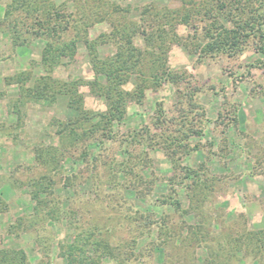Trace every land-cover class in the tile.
<instances>
[{
  "label": "rangeland",
  "instance_id": "obj_1",
  "mask_svg": "<svg viewBox=\"0 0 264 264\" xmlns=\"http://www.w3.org/2000/svg\"><path fill=\"white\" fill-rule=\"evenodd\" d=\"M9 1L0 0V18ZM54 1L60 5L69 0ZM183 1L189 3V0H110L120 8L131 9L127 15L129 20L138 19L139 9L149 3L161 7L168 4L180 7ZM69 7L71 12L78 11L74 2H70ZM110 8L109 4L97 9L106 12ZM115 17L118 20L122 18L121 14ZM195 25L197 27L190 20L177 24V34L195 43L207 42L209 34L206 23L195 22ZM6 26L0 28V194L8 204V208L0 212L3 247L25 252L30 264H67L60 247L63 241H72L76 226H69L67 222H37L35 201L28 181L46 172L36 162L35 150L53 146L63 151L58 130L76 113L68 109V99L64 96L50 106L42 103L18 104L19 88L16 84H9L8 79L32 68V80L44 74L37 63L41 61L46 39L36 38L29 46L13 48ZM110 31L109 22H100L90 28L88 38L101 42L104 38L102 35ZM195 34L197 38H192ZM135 41L140 47L144 46L143 38L137 37ZM194 49V46L171 45L168 66L175 79L163 82L157 89L149 86L142 102H137L135 98L128 99L125 119L114 126L118 142H108L107 151L101 152L102 159L104 162L108 160L109 165L112 160L124 163L130 156L134 157L132 153L138 155L141 151H147L149 158L144 159L147 165L134 167L135 172L144 174L146 182L141 185L142 181L134 177L136 173L127 174L126 179L120 173L121 182H124L122 189L125 184L131 187L125 192L128 197H118L108 203L102 196L103 190L108 194L115 192L109 167L102 165L93 168L86 161L79 162L81 150L76 149L61 159L60 170L55 175L56 188L52 202L60 204L65 212L71 210L80 215L74 216V225H77L78 219L81 225H88L92 221L97 223L102 229V237L113 246L123 245L136 235L127 228L129 224L124 220L126 214L141 209L156 214L157 218L165 216L172 232L167 239V247L158 246L161 240L155 241L154 246L148 244L153 240V235L154 239L159 237L155 230L151 235H146L139 245L141 248L145 243L142 247L153 249L152 256L148 255V250H143L147 256L139 258V250L142 249H136L138 259L134 261L132 258L127 264H165L168 255H171L172 264H189L194 257L198 264H202L208 253L218 249L221 253L219 264H264V257L249 254L248 249L231 255V245L227 243L228 236L236 238L247 229L264 230V54L256 49L253 40L242 54L235 56L201 55L199 50ZM115 52L116 47L112 44L101 45L98 49L103 58ZM53 75L63 80L84 82L96 79L89 51L83 42L77 46L75 59L64 57ZM134 84L132 79L126 89L131 91ZM80 92L86 110L93 114L106 111L107 99L96 96L87 86L81 87ZM194 103L196 109L190 110ZM183 109H187L185 117L189 123L184 127L188 129L190 144L186 154L175 147L166 148L162 140L153 136V141H148L151 137L141 130L150 126L152 135H159L155 128L161 111L167 113V118L173 119V124L179 123L181 127ZM197 111H200V115H197ZM138 131L142 132L145 148L140 145L137 150L130 151L128 157L126 144L119 146V141ZM197 131L198 134H191ZM147 143L152 146H147ZM194 147L195 150L191 151ZM145 156L141 154L140 158ZM174 157L181 161L178 162L181 166L172 172ZM87 161L90 162V159ZM129 165L133 169L131 162ZM25 166L36 168L27 171L24 170ZM185 167L196 171L198 177L192 174L187 178ZM68 177L71 180H66ZM108 183H111L110 186ZM190 185L195 189H184ZM179 188L190 192V196ZM140 189H143L141 193H147L146 196L142 197L139 193L137 196L136 192ZM207 189L211 191L202 204L203 193ZM175 190L177 194L173 195L172 191ZM194 192L198 194L193 196ZM171 195L180 201L181 207L161 208L159 201ZM64 216L68 217L67 213H63ZM20 219L24 220V228L19 231L13 228V233H10V227L17 226ZM182 226L185 229L181 230L183 237H180L179 227L181 229ZM198 228L204 234L205 247L191 240L189 242L191 233L198 231ZM100 264L115 263L104 258Z\"/></svg>",
  "mask_w": 264,
  "mask_h": 264
},
{
  "label": "trees",
  "instance_id": "obj_2",
  "mask_svg": "<svg viewBox=\"0 0 264 264\" xmlns=\"http://www.w3.org/2000/svg\"><path fill=\"white\" fill-rule=\"evenodd\" d=\"M70 2H74V6L78 10L76 13L70 11ZM109 4L111 8L106 12L97 9L109 6ZM119 8L110 0H69L60 5L56 4L54 0H10L0 18V28L7 25L6 29L11 34L13 48L29 46L31 41L36 38L46 39L41 61L37 63L44 74L32 80L34 74L32 68L29 71L18 72L8 79L9 84H16L19 88L18 104L42 103L50 106L55 104L60 96H64L68 99V109L76 113L75 117L62 123L58 130L63 151L53 146L40 147L35 150V160L46 172L28 181L32 189V199L35 201L34 211L35 216H38L37 222L42 220L46 223L56 224L67 222L69 226H76V234L72 236V241L70 243L63 241L60 247L67 264H100L104 258H109L115 264H127L132 261V258L134 261L138 259L135 254L136 249H142L139 250V258L145 255L144 251L148 250L146 246L142 247L145 243L140 246L141 248L139 245L146 235L149 236L156 230L159 237L154 239L153 235L151 237L153 240H150L151 243L148 244L155 245V241L161 240L160 242L166 243L158 242V246L166 248V245L169 244L167 239L172 236V232L165 216H160L158 219L156 214L153 215L152 212L141 209L125 215L124 220L129 224L127 225L128 230L136 235L120 246H113L108 239L103 238L101 227L93 221L88 225H81V220L78 219L77 225H74V216L79 217L80 215L71 210L65 212L60 204L52 202L56 188L55 175L60 170L63 156L70 154V151L73 153L76 149H80L79 162L86 161L93 168L107 165L108 160L104 162L101 152L107 151L108 142H118V134L115 132L114 126L125 119L128 99L135 98L137 102H142L149 86L157 89L163 82H172L175 79L168 66V54L172 44H181L185 47L194 46V50H199L201 55L235 56L242 54L250 40H253L256 49L264 54V0H189V3L183 1L180 7H171L169 4L161 7L155 3H149L139 9V17L135 20L127 18L131 9ZM118 14L122 16L119 20L115 17ZM189 20L193 22V26H196L195 22L196 24L206 23L205 28L209 34L207 42L195 43L193 40H186L177 34V24L188 23ZM100 22H109L111 31L102 35L104 38L101 42L92 41L88 38L89 30ZM83 32H85L84 37ZM137 37L143 38L144 46L140 47L136 43L135 38ZM192 38H197V34ZM80 42H83L89 51L96 79L92 82H84L54 77L53 74L62 64L64 57H68L70 60L75 59L77 46ZM111 44L116 47V52L110 57H100L98 53L100 46ZM132 79L135 84L130 91L126 89V86ZM84 86L89 87L96 96L109 101L105 112L93 114L85 109L84 97L80 92L81 87ZM190 107V110H194L197 105L194 103ZM186 111L187 109L182 111L181 127L179 123L173 124V119L167 118V113L161 111L157 117L158 126L156 124L155 128L160 134L153 133L152 135L150 126H145L141 131H145L151 137H147L149 142H152L154 137L162 140L166 148L175 147L177 151L182 150L185 151L182 154H186V150L188 151L190 148L188 129H184L189 124L185 117ZM198 113L200 111H197V115H200ZM141 131L130 135L129 138L121 139L122 142L119 141V146L126 144L128 157L140 145L145 148ZM191 134H198V131ZM147 146L152 145L147 143ZM141 154L146 156L140 158ZM141 154L133 155L132 153L134 157L130 156L124 163L112 160L107 165L110 177L115 182L113 185L115 192L108 194L103 190L102 196L106 198V201H109L108 203L118 197L125 199L127 196L125 192L131 189L126 184L122 189L124 182H121L120 173L125 175H122L124 179L127 174L134 175L136 173L134 177L140 182L142 181L141 185L146 182L144 174L134 170L136 165H147L144 159L149 158V153L141 151ZM178 158L180 157L178 156ZM89 159L90 162L87 161ZM174 160L172 172L181 166L178 163L181 161L175 157ZM130 162L133 164V169L129 165ZM95 163L97 164L95 165ZM35 168L36 166H25L24 170L30 171ZM184 170L187 178L192 174L198 177L196 171L187 167ZM66 180L71 179L68 177ZM149 187L151 188V186ZM179 189L185 192L184 189L194 190L195 188L190 185ZM141 190L143 189L136 192L137 196L139 193L144 197L147 193L143 194ZM210 191L207 189L203 193L205 197L202 204ZM172 192L173 195L177 194L176 190ZM185 194L190 196V192H185ZM197 194L194 192L193 196ZM159 202L161 208L170 206L179 209L181 207L180 201L174 199L172 195ZM7 208L8 204L0 194V212ZM60 213L62 217H60ZM63 213H67L68 217H63ZM23 223L24 220L20 219L17 226L10 227L9 232L13 233V228L17 231L23 229ZM183 229H185L184 226L181 229L179 227L180 233L183 232L181 231ZM199 229L198 231L193 230L195 232H192L190 238H187L189 242L191 240L198 246L205 247L204 234ZM180 237H183L182 233ZM227 240V243L231 245L230 251L233 256L248 249L249 254L264 257V230L247 229L236 238L228 236ZM2 241L0 235V264L31 263L25 252L6 249L3 247ZM126 247L128 248L126 249ZM152 250L147 251L150 257L153 253ZM220 255V249L213 250L210 254L208 253V257L202 264H219ZM169 256L171 255L167 256L165 264H172ZM189 264H198L196 257Z\"/></svg>",
  "mask_w": 264,
  "mask_h": 264
}]
</instances>
